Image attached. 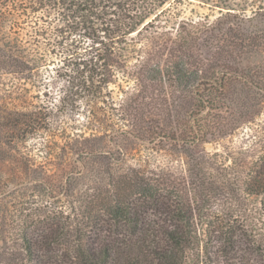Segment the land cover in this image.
Listing matches in <instances>:
<instances>
[{"label":"trees","instance_id":"16d2710c","mask_svg":"<svg viewBox=\"0 0 264 264\" xmlns=\"http://www.w3.org/2000/svg\"><path fill=\"white\" fill-rule=\"evenodd\" d=\"M183 1L0 0V264H264V0Z\"/></svg>","mask_w":264,"mask_h":264},{"label":"rangeland","instance_id":"374dc122","mask_svg":"<svg viewBox=\"0 0 264 264\" xmlns=\"http://www.w3.org/2000/svg\"><path fill=\"white\" fill-rule=\"evenodd\" d=\"M210 0H184L182 9H183V15H193L195 13H212L214 14V11L212 8L208 7ZM238 1V0H236ZM231 2H233L231 0ZM193 10V12H192ZM7 32V31H6ZM264 56V55H263ZM60 63V56H52L49 57V60L46 62V64L42 65L40 75L38 79L40 80V85L38 87H31L28 89H24L20 91V95L14 94V98H12V101L14 103H22L23 104H34L35 106H44V105H53V104H59V100L64 98L65 92L63 90V75H60L61 73H57V70ZM48 84L49 88L45 89L44 86ZM39 142L37 140H33L32 143H34V147H31L32 151L31 153L36 154V150L39 148ZM31 145V144H30ZM36 146L38 148H36ZM41 158H37L36 164L39 165V162H41ZM49 173L56 172L55 167L53 164L49 165L48 168ZM30 184H25V186H29ZM23 187L18 188V190L13 192V194L9 195L6 198H3L0 202L1 209L4 210L5 207L7 208V212L15 213L16 217L26 215L29 213H33L34 210L39 206V204L42 202L41 199H43L41 194H37L32 188L28 189L27 191L23 189ZM13 204V205H12ZM18 211V212H15Z\"/></svg>","mask_w":264,"mask_h":264}]
</instances>
